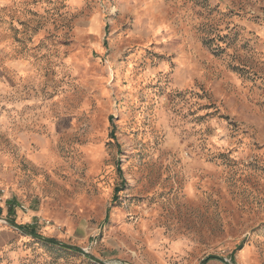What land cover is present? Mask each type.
<instances>
[{"label":"rangeland","instance_id":"374dc122","mask_svg":"<svg viewBox=\"0 0 264 264\" xmlns=\"http://www.w3.org/2000/svg\"><path fill=\"white\" fill-rule=\"evenodd\" d=\"M0 264H264V0H0Z\"/></svg>","mask_w":264,"mask_h":264},{"label":"trees","instance_id":"16d2710c","mask_svg":"<svg viewBox=\"0 0 264 264\" xmlns=\"http://www.w3.org/2000/svg\"><path fill=\"white\" fill-rule=\"evenodd\" d=\"M12 222V221H11ZM20 229H22V230H25V231H28V232H30V230H28L27 228H26V226H24V225H17ZM52 242L53 243H56L57 241H55V240H52ZM65 247H67V248H70V249H72V250H75V251H79V252H81V250L79 249V248H77V247H75V246H71V245H64Z\"/></svg>","mask_w":264,"mask_h":264},{"label":"water","instance_id":"95a60500","mask_svg":"<svg viewBox=\"0 0 264 264\" xmlns=\"http://www.w3.org/2000/svg\"><path fill=\"white\" fill-rule=\"evenodd\" d=\"M9 223L10 224H12L13 226H16V227H18L15 223H13V222H11V221H9ZM19 228V227H18ZM20 229V228H19ZM22 230V229H21ZM29 235H32V236H35V237H37V238H40V239H44L43 237H41V236H39V235H36V234H33V233H31V232H28V231H26ZM45 240H47V241H51L52 242V240H49V239H45ZM56 244H60V243H58V242H56ZM61 245H65V244H61Z\"/></svg>","mask_w":264,"mask_h":264}]
</instances>
